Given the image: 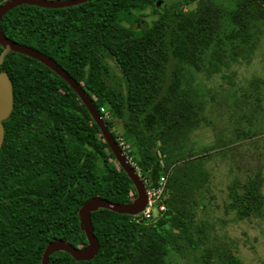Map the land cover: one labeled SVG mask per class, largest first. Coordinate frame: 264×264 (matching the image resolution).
<instances>
[{"label":"trees","instance_id":"16d2710c","mask_svg":"<svg viewBox=\"0 0 264 264\" xmlns=\"http://www.w3.org/2000/svg\"><path fill=\"white\" fill-rule=\"evenodd\" d=\"M10 0H0V6ZM187 7H191L186 10ZM12 41L51 58L105 109L112 135L130 146L144 177L167 179L166 211L136 222L108 210L92 214L98 256L64 252L50 264H244L207 249L195 224V197L209 183L208 154L192 136L207 122L204 80L250 63L264 38V0H95L59 10L22 6L1 24ZM3 48L0 46V56ZM112 69L119 82H111ZM14 109L0 152V264H42L47 247L88 245L80 210L101 198L131 204L136 189L75 91L45 65L9 53L0 66ZM263 86L264 82H261ZM159 153L162 154L160 158ZM163 161V163H162ZM239 221L264 217L262 172L230 187Z\"/></svg>","mask_w":264,"mask_h":264},{"label":"rangeland","instance_id":"374dc122","mask_svg":"<svg viewBox=\"0 0 264 264\" xmlns=\"http://www.w3.org/2000/svg\"><path fill=\"white\" fill-rule=\"evenodd\" d=\"M226 75L202 83L207 122L193 134L192 144L211 149L212 158L205 166L209 183L196 191L195 224L206 227L207 249L233 254L244 264H264V217L239 221L228 211L235 180L245 183L260 171L264 176V85L259 86L264 82V38L250 63L234 66ZM119 79L112 69L110 83ZM194 260L172 251L169 264Z\"/></svg>","mask_w":264,"mask_h":264},{"label":"water","instance_id":"95a60500","mask_svg":"<svg viewBox=\"0 0 264 264\" xmlns=\"http://www.w3.org/2000/svg\"><path fill=\"white\" fill-rule=\"evenodd\" d=\"M95 0H10L0 6V46L3 51L0 56V66L4 63L6 56L13 52L29 57L39 63L45 65L52 72L62 78L79 96L82 103L86 106L90 112L92 118L100 128L103 138L108 144L110 150L112 151L115 159L119 163L120 167L128 175L130 180L133 182L137 197L135 201L128 205L116 204L101 198H95L88 201L80 210V221L81 227L85 231L88 245L85 247L76 248L66 241H55L51 243L44 255L42 264H50V258L60 252L67 253L71 255L77 262H90L94 260L100 252V244L97 237L94 234V228L92 224V214L98 212L99 210H108L119 215L126 216H138L142 214L148 204L147 192L141 179L136 174L135 170L128 163L126 157L121 151L116 139L112 135L108 125L104 121L103 117L97 111L92 100L88 94L82 89V87L68 74L64 69H62L57 62L42 54L41 52L18 44L10 40L2 31L1 24L5 16L22 6L39 7L44 9L59 10L64 8H72L80 6L85 3L93 2ZM14 109V93L13 85L6 73L0 74V151L5 140V127L4 122L10 119ZM160 158L162 154L159 153ZM163 163V161H162Z\"/></svg>","mask_w":264,"mask_h":264},{"label":"built area","instance_id":"2783aa9c","mask_svg":"<svg viewBox=\"0 0 264 264\" xmlns=\"http://www.w3.org/2000/svg\"><path fill=\"white\" fill-rule=\"evenodd\" d=\"M101 114L103 115L104 121L111 120L110 114L105 109H101ZM117 143L128 163L132 166L138 177L141 179L147 192V208L142 214L134 216L135 221L140 223L158 218L161 213L166 211L164 199L169 193L167 189V179L165 177L161 178L158 186L151 185L150 181L143 176L142 171L134 160V157L130 155L131 148L120 134L118 135Z\"/></svg>","mask_w":264,"mask_h":264},{"label":"flooded vegetation","instance_id":"af4514ba","mask_svg":"<svg viewBox=\"0 0 264 264\" xmlns=\"http://www.w3.org/2000/svg\"><path fill=\"white\" fill-rule=\"evenodd\" d=\"M8 121V120H7ZM5 123V122H4ZM3 147V146H2ZM1 152V151H0ZM136 198H134L133 200L135 201Z\"/></svg>","mask_w":264,"mask_h":264}]
</instances>
